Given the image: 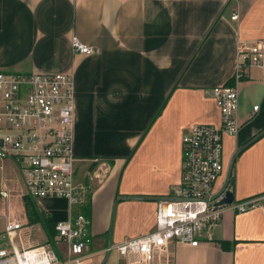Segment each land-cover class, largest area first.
I'll list each match as a JSON object with an SVG mask.
<instances>
[{
    "label": "crops",
    "instance_id": "obj_1",
    "mask_svg": "<svg viewBox=\"0 0 264 264\" xmlns=\"http://www.w3.org/2000/svg\"><path fill=\"white\" fill-rule=\"evenodd\" d=\"M74 35L95 50L74 51ZM260 38L264 0H0V69L73 77L75 179L91 206L93 254L82 264H124L103 252L111 238L155 226L157 198L180 179L183 133L194 123H219L206 90L233 81L238 40ZM263 81L264 65L247 68L236 83L238 130L223 135L235 197L264 190V134L238 152L264 129ZM18 198L2 212L26 218ZM37 203L50 221L71 216L66 198ZM38 223L22 228L25 244H35L27 228ZM221 239L235 241L232 249ZM169 257L171 264H264V207L226 210L197 245L171 242Z\"/></svg>",
    "mask_w": 264,
    "mask_h": 264
},
{
    "label": "built area",
    "instance_id": "obj_2",
    "mask_svg": "<svg viewBox=\"0 0 264 264\" xmlns=\"http://www.w3.org/2000/svg\"><path fill=\"white\" fill-rule=\"evenodd\" d=\"M236 16V12L231 14L232 19ZM71 46L81 53L95 50L75 35ZM236 48L233 83L216 84L206 90L219 111V123H194L183 133L180 179L168 194L157 198L155 226L108 244L104 253L116 250L125 259L124 264H171V242L197 245L201 232L219 222L226 210L244 212L264 207V190L244 197L234 195L230 202L219 203L233 191L232 171L224 163L223 135L238 130L236 83L249 66L264 65L263 38L240 39ZM73 110L74 81L70 73L0 69V161L19 172L22 194L35 200L63 197L71 209L68 219L55 221L54 241L63 244L56 249L49 241L25 244L20 234L27 218L10 215L8 208L5 213L0 211V218H4L0 264H82L93 254L89 221L82 213H73L86 200L84 189L75 179ZM0 198H11L5 185L0 187Z\"/></svg>",
    "mask_w": 264,
    "mask_h": 264
},
{
    "label": "rangeland",
    "instance_id": "obj_3",
    "mask_svg": "<svg viewBox=\"0 0 264 264\" xmlns=\"http://www.w3.org/2000/svg\"><path fill=\"white\" fill-rule=\"evenodd\" d=\"M19 172L16 169H13L12 167L7 166V162L3 163L2 161H0V187H2L3 185L7 186L10 189V194H11V198L13 199V197H19L18 199H20V197H22V187L21 186V179L19 177ZM37 202V200H35ZM7 199L4 198H0V211H4L5 210V205H6ZM23 203V200L20 201V205ZM24 207V204H23ZM22 215H26L25 213V209L21 208L20 210ZM24 213V214H23ZM115 214V209L114 212ZM111 216H112V209H111ZM110 216V220L108 223V235L109 232L111 233V229L113 225V218H111ZM114 217V215H113ZM1 222V220H0ZM29 227V226H28ZM28 229L33 230L32 232H30V236L32 239V243H41L44 241H47V234L45 231V228L43 227V225L41 223H38L36 225H31ZM26 233H29V231H27ZM56 239V237H53V240ZM15 240L17 241V238H15ZM112 244L116 243V241L113 239V237L111 238L110 241ZM51 243L53 244L54 248L56 249V247H61L63 244L61 242L57 243L56 241H54V243L51 241ZM61 251V250H59ZM110 255L113 257H116L117 255V251L116 250H111ZM118 259V256H117Z\"/></svg>",
    "mask_w": 264,
    "mask_h": 264
},
{
    "label": "trees",
    "instance_id": "obj_4",
    "mask_svg": "<svg viewBox=\"0 0 264 264\" xmlns=\"http://www.w3.org/2000/svg\"><path fill=\"white\" fill-rule=\"evenodd\" d=\"M227 83L228 84L233 83L232 78L229 81H227ZM263 134H264V129L261 130L257 135L251 137L246 143H244L240 147L238 152H241L244 148H246L249 144L254 142L257 138H259ZM22 200H23L24 209H25V213H26L27 224H34L37 222L41 223L43 225V227L45 228L46 234L48 236L47 241H49V242L52 241L54 243L53 237L56 234V231L54 229L55 222L50 221L45 217L40 206L35 201V199H33L32 197H30L26 194H23ZM73 213L74 214L82 213L86 217V219H88V221H90L91 206H90L89 198H87L84 203L77 205L74 208ZM89 237H90V235H89ZM219 242H220V245L222 248L232 249L235 241H229L228 242L226 240L221 239V240H219Z\"/></svg>",
    "mask_w": 264,
    "mask_h": 264
},
{
    "label": "water",
    "instance_id": "obj_5",
    "mask_svg": "<svg viewBox=\"0 0 264 264\" xmlns=\"http://www.w3.org/2000/svg\"><path fill=\"white\" fill-rule=\"evenodd\" d=\"M233 197H234L233 191H229V192H227L226 196L219 201V203L230 202ZM105 258L103 259V261L105 260Z\"/></svg>",
    "mask_w": 264,
    "mask_h": 264
}]
</instances>
